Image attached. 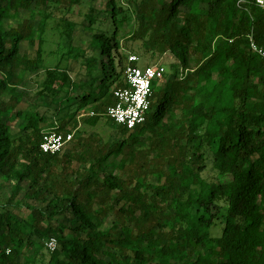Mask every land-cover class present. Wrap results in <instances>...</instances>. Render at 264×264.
I'll use <instances>...</instances> for the list:
<instances>
[{"label":"trees","instance_id":"1","mask_svg":"<svg viewBox=\"0 0 264 264\" xmlns=\"http://www.w3.org/2000/svg\"><path fill=\"white\" fill-rule=\"evenodd\" d=\"M127 13L136 28L124 38L182 66L165 72L164 88L153 82L147 121L133 131L106 115L126 85ZM54 20L76 78L45 68ZM77 28L86 46L74 45ZM251 38L264 49L257 0H108L99 11L92 0H0V178L12 185L0 203V264H264V58ZM36 40V58L22 55ZM41 72L29 103L20 87ZM85 114L84 126L108 120L107 140L83 128L71 148L42 152L48 116L67 117L49 128L67 133ZM25 181L48 207L29 205L23 219L7 207Z\"/></svg>","mask_w":264,"mask_h":264},{"label":"rangeland","instance_id":"2","mask_svg":"<svg viewBox=\"0 0 264 264\" xmlns=\"http://www.w3.org/2000/svg\"><path fill=\"white\" fill-rule=\"evenodd\" d=\"M108 0H92V5L99 11V10H104L107 6ZM122 4H126L127 0H120ZM24 17V15H22ZM77 21H82V18H74ZM123 26L120 29V36L121 37H128L129 33L134 31L136 28L135 24V19L133 15L130 13L125 14L124 19H123ZM15 24V23H14ZM62 31L63 28L60 26L58 21L54 20L51 21L48 24L47 31H46V45H45V57H46V62H45V68H53L54 66L58 65L60 66L61 69H68L70 74L72 75L73 78H76L78 76V70H79V65L76 61L69 60L67 56L63 55L65 53V49L62 47ZM90 40V35L86 33L82 28H77L76 34H75V40H74V45L79 47V46H86L88 41ZM121 45L125 48L128 49L124 55V68H126L131 65L130 64V58L131 57H138V61L136 62L138 67L144 68L148 65H155V64H161L165 67L167 73H168V78H170L173 73L177 70L182 71V66L180 63V60L177 58V56L173 53H167L164 55H153L151 53H146L141 49L140 43L138 42H131L128 41L126 38L121 40ZM21 54L22 55H27L31 59H35L37 56V50H38V43L36 40L35 46H31L28 42H22L21 45ZM45 72V71H43ZM41 72L38 76L37 73H27L25 75V81L21 85V89H25L29 93V103L36 101L37 96L36 92L38 89V85L40 82H37L43 78L44 74ZM125 73V72H124ZM124 76V75H123ZM168 78H164L159 81V86L158 88H164L166 85V81ZM158 88L155 92L157 95L158 93ZM48 102L50 100L48 99ZM29 103H24L21 105L23 109L27 108V105ZM40 103V102H39ZM39 111L42 113H47L46 108L40 106ZM59 112V111H58ZM52 114L51 112H48V115ZM87 117V114L78 116L75 120L71 121L65 132L67 133H74V138L72 142L69 144L68 148H71L73 144L76 142V132L78 130H81L83 128H86L87 130V135H91L93 137H99L105 140L110 136L111 131L108 129L106 123H108V120L104 119L102 123H100L97 126H84V121ZM67 119L65 116L61 115H55L54 117H49L47 119V123H43L42 126L45 129V132L49 131L50 123L54 126L60 125L61 122ZM77 167L78 165L75 164ZM118 175H120V171L117 172ZM29 182L25 181L21 183L22 190L21 192L17 195L16 200L14 202V205L9 208L14 215L20 218H26L29 214V205H38L43 209H46L48 207L47 202L43 201H38L35 199H31L27 196L28 189H29ZM12 195V185L9 182L4 181L3 179L0 178V203L5 205L9 198ZM115 220V216L112 214L108 217L106 220V223L104 225L105 229L111 228L113 226V222Z\"/></svg>","mask_w":264,"mask_h":264},{"label":"built area","instance_id":"3","mask_svg":"<svg viewBox=\"0 0 264 264\" xmlns=\"http://www.w3.org/2000/svg\"><path fill=\"white\" fill-rule=\"evenodd\" d=\"M257 3L264 8V0H257ZM250 48L253 52L264 58V49L260 48L250 39ZM138 57H131L130 62H137ZM166 69L161 64L149 65L144 68L129 65L124 73L126 85L114 90L116 102L109 107L106 115L116 124L125 126L133 131L137 126L143 125L148 118V113L152 105L154 81L164 79ZM74 133H63L48 131L45 132L40 149L46 154L62 153L72 142ZM46 248L54 252L58 248V242L55 238H50L46 242Z\"/></svg>","mask_w":264,"mask_h":264}]
</instances>
